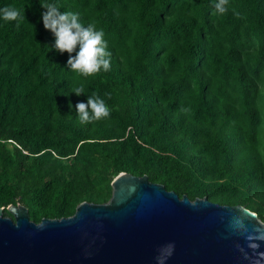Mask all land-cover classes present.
<instances>
[{
	"label": "trees",
	"instance_id": "trees-1",
	"mask_svg": "<svg viewBox=\"0 0 264 264\" xmlns=\"http://www.w3.org/2000/svg\"><path fill=\"white\" fill-rule=\"evenodd\" d=\"M217 2L0 0L23 16L0 19L5 216L17 203L35 222L72 216L83 201H108L125 171L264 221V0H228L223 14ZM42 3L102 29L110 69L70 70ZM93 93L111 115L81 124L74 105Z\"/></svg>",
	"mask_w": 264,
	"mask_h": 264
},
{
	"label": "water",
	"instance_id": "water-1",
	"mask_svg": "<svg viewBox=\"0 0 264 264\" xmlns=\"http://www.w3.org/2000/svg\"><path fill=\"white\" fill-rule=\"evenodd\" d=\"M103 203L31 219L0 206V264H264V221L242 204L192 200L147 174L119 173Z\"/></svg>",
	"mask_w": 264,
	"mask_h": 264
},
{
	"label": "clouds",
	"instance_id": "clouds-1",
	"mask_svg": "<svg viewBox=\"0 0 264 264\" xmlns=\"http://www.w3.org/2000/svg\"><path fill=\"white\" fill-rule=\"evenodd\" d=\"M227 3L228 0H218L215 4L216 11L221 14L226 12ZM41 6L45 9L42 13L44 28L55 37V50L69 54L67 67L70 70L78 76H87L110 69L111 53L108 51V42L102 29L98 30L94 22L85 26L77 13L70 10L61 11L55 4L42 3ZM0 19L12 22L23 19V16L20 9L5 6L0 8ZM72 92L77 96L85 94L83 86L73 88ZM69 107H73L71 101ZM74 108L81 124L107 119L111 115L106 101L96 93L88 95L86 103H76Z\"/></svg>",
	"mask_w": 264,
	"mask_h": 264
}]
</instances>
